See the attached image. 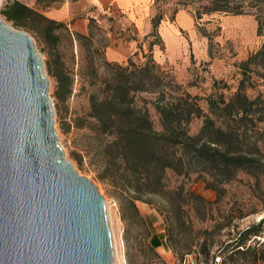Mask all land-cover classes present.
<instances>
[{
	"label": "rangeland",
	"instance_id": "374dc122",
	"mask_svg": "<svg viewBox=\"0 0 264 264\" xmlns=\"http://www.w3.org/2000/svg\"><path fill=\"white\" fill-rule=\"evenodd\" d=\"M12 1L15 0H0V16L12 28L27 33L41 57L49 82L54 127L65 160L72 164L79 175L96 186L104 198L105 209L107 206L114 236V244L111 237L114 264H124L123 256L126 264H264V224L260 237H251L247 241V247H250L247 252L232 254L233 246L230 245L240 238L242 231L264 218V174L252 176L239 172L232 181L221 186V193L218 194L205 186L203 176H177L171 171L166 172L165 196L175 198L181 187L182 196L186 191H192L203 199L197 205L190 203L191 200L185 196L189 202L182 204L185 222L177 225L174 233L191 237L197 244L206 241L209 254H200L199 245H195L182 261L167 245L165 234L169 226L166 220L169 203L166 198L146 196L136 200L131 194L100 181L91 163V155L87 153V129L77 127L79 119H85L89 112V95L94 89L89 86V81L95 79L97 82L101 76H105L110 71L107 63L125 66L128 60L122 63L107 61L105 50L111 37L95 21L89 22L87 32L80 34L83 37H77L69 23L54 20L62 24L52 31L57 35L56 40L45 36L44 23L34 21V28L14 25L1 14ZM60 1L39 0L41 5L56 2L54 6H59ZM216 1L157 0L159 12L185 9L194 18L201 16L195 21L193 33L205 40L203 50H206L207 56L202 61L198 57L201 51L192 53L189 50V63L179 59L160 65L185 91L199 98L198 104L205 113L208 112L209 96L220 95L228 101L240 88L249 99L257 98L260 110L253 117V139L258 138L260 151L264 155V68L251 63L245 74L241 68V63L264 44V34L257 33L256 8L249 6V0ZM236 4L244 6L236 8ZM151 39L157 42L156 37ZM149 57L147 53L144 61ZM57 69L71 79L70 91L61 92L60 95L54 77ZM92 74L97 76L91 79ZM138 97L151 98L145 94ZM150 114L157 123L153 109H150ZM201 123L202 118H194L189 125L190 133L196 134ZM248 126L251 127L250 123ZM196 205L198 211L195 210ZM152 236L160 238L163 247L155 248L151 242Z\"/></svg>",
	"mask_w": 264,
	"mask_h": 264
},
{
	"label": "trees",
	"instance_id": "16d2710c",
	"mask_svg": "<svg viewBox=\"0 0 264 264\" xmlns=\"http://www.w3.org/2000/svg\"><path fill=\"white\" fill-rule=\"evenodd\" d=\"M249 6L256 8L258 35L264 34V0H249ZM212 10L216 9H208ZM1 14L14 25L28 28H34V21L44 23L45 36L53 40L57 35L52 31L62 26L19 1L8 3ZM200 17L195 16V20ZM76 36L83 37L78 33ZM251 63L264 68V44L241 63L244 74ZM107 67L110 71L105 76L97 82L89 81L94 88L89 95V112L77 123L78 128L87 129V153L91 155L97 178L136 200L165 197L169 203L165 234L168 247L182 261L195 245H199L200 254L208 256L206 241L197 244L191 237L174 233L175 227L185 222L181 212L182 204L188 202L185 196L197 205L203 199L192 191L182 196L181 187L175 198L165 196V174L167 171L177 176L198 174L204 177L205 186L218 194L221 186L239 172L264 174V155L258 138L253 139V117L260 110L258 99H249L239 88L228 101L220 95L209 96L205 113L198 104L199 98L185 91L151 56L141 64L129 59L125 66L107 63ZM96 76L92 74L91 79ZM54 77L59 95L70 91L71 79L63 71L57 69ZM142 94L151 98L138 97ZM150 109L154 110L157 123ZM194 118H202V123L197 133L191 134L189 125ZM263 224L264 218L242 231L240 238L230 243L231 253L247 252L250 248L247 241L260 237ZM151 242L155 248L163 244L156 236H152Z\"/></svg>",
	"mask_w": 264,
	"mask_h": 264
},
{
	"label": "water",
	"instance_id": "95a60500",
	"mask_svg": "<svg viewBox=\"0 0 264 264\" xmlns=\"http://www.w3.org/2000/svg\"><path fill=\"white\" fill-rule=\"evenodd\" d=\"M0 264H114L104 198L65 160L41 57L1 16Z\"/></svg>",
	"mask_w": 264,
	"mask_h": 264
},
{
	"label": "crops",
	"instance_id": "0c3cea01",
	"mask_svg": "<svg viewBox=\"0 0 264 264\" xmlns=\"http://www.w3.org/2000/svg\"><path fill=\"white\" fill-rule=\"evenodd\" d=\"M15 1L38 9L48 19L69 23L75 33L85 34L89 22H97L111 37L105 50L109 62L142 63L149 53L159 64L179 59L189 63V50L201 51L199 60L207 57L205 40L193 33V14L185 9L159 12L157 0H61L59 6H54L56 2L41 5L39 0Z\"/></svg>",
	"mask_w": 264,
	"mask_h": 264
},
{
	"label": "bare ground",
	"instance_id": "6f19581e",
	"mask_svg": "<svg viewBox=\"0 0 264 264\" xmlns=\"http://www.w3.org/2000/svg\"><path fill=\"white\" fill-rule=\"evenodd\" d=\"M9 26H10V25H9ZM106 213H107V219H108L109 226H110V230H111L112 241H113V244H114V236H113V232H112L111 225H110V217H109V212H108L107 206H106ZM113 247H114V245H113ZM114 257H115V255H114ZM122 262H123L124 264H126V259H125L124 256H123Z\"/></svg>",
	"mask_w": 264,
	"mask_h": 264
},
{
	"label": "built area",
	"instance_id": "2783aa9c",
	"mask_svg": "<svg viewBox=\"0 0 264 264\" xmlns=\"http://www.w3.org/2000/svg\"><path fill=\"white\" fill-rule=\"evenodd\" d=\"M65 1H68V0H65Z\"/></svg>",
	"mask_w": 264,
	"mask_h": 264
}]
</instances>
